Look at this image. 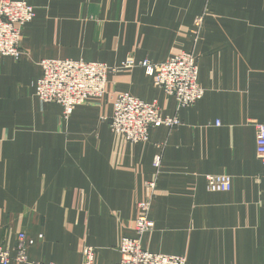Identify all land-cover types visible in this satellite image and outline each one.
<instances>
[{
    "label": "crops",
    "instance_id": "crops-1",
    "mask_svg": "<svg viewBox=\"0 0 264 264\" xmlns=\"http://www.w3.org/2000/svg\"><path fill=\"white\" fill-rule=\"evenodd\" d=\"M12 1L36 17L20 59L0 58V248L13 254L25 234L35 240L33 264H82L86 247L95 264H118L161 153L143 250L186 264H264V165L253 125L264 124V0ZM192 52L205 91L193 107L178 109L140 67L109 74L106 94L68 117L35 95L43 60L118 68ZM122 94L157 101L182 125L128 142L109 124ZM209 175L231 176L233 190L208 192Z\"/></svg>",
    "mask_w": 264,
    "mask_h": 264
},
{
    "label": "built area",
    "instance_id": "built-area-1",
    "mask_svg": "<svg viewBox=\"0 0 264 264\" xmlns=\"http://www.w3.org/2000/svg\"><path fill=\"white\" fill-rule=\"evenodd\" d=\"M35 17V8L26 2L0 0V58L20 59L23 30ZM202 23L203 18L196 22L197 37ZM40 67L43 74L37 83L35 95L42 104L60 105L65 117L70 116L77 107L87 104L90 99L103 97L109 74L136 67L143 68L156 87L174 98L178 109L195 106L205 95L199 84V64L195 52L183 53L160 64L150 60L137 62L134 58H128L118 68H111L103 63L43 60ZM109 124L114 134L123 136L132 144H139L149 140L152 130L162 126L168 129L178 128L182 122L176 117L162 115L157 101L147 103L129 94H122L115 100ZM216 125L220 126V123L217 122ZM253 125L256 130V153L264 165V124L254 122ZM158 148L162 150L161 147ZM161 163L162 155L158 153L153 161L156 176L145 185L146 199L137 206L139 215L133 236L122 240L118 264H186L183 256L153 254L146 252L141 246L142 238L155 228L150 213L156 198ZM205 179L208 192L228 193L233 190L234 181L231 176L209 175ZM34 244L35 240L20 234L13 254L0 248V264H33L29 262L27 252ZM94 259V248L86 247L83 250L82 264H95Z\"/></svg>",
    "mask_w": 264,
    "mask_h": 264
}]
</instances>
